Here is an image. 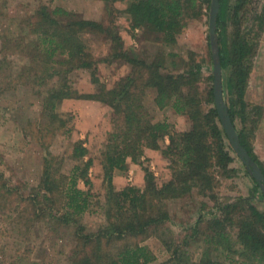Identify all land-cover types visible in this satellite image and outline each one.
Returning <instances> with one entry per match:
<instances>
[{
  "label": "trees",
  "instance_id": "obj_1",
  "mask_svg": "<svg viewBox=\"0 0 264 264\" xmlns=\"http://www.w3.org/2000/svg\"><path fill=\"white\" fill-rule=\"evenodd\" d=\"M209 4L210 0H128L125 12L130 29H141L145 40L160 46L150 59L140 58L133 49L124 46L118 26L112 20L104 24L44 4L36 7L27 19L25 25L35 38L25 47L31 50L28 56L31 65L40 66L30 69L27 66L23 72L39 89L45 87L37 95L42 97L43 111L57 123L58 130L64 129L67 122L56 119V104L64 98L89 97L72 89L68 73L75 68L89 69L91 80L99 83L95 77L98 61L89 52L82 38L84 33L105 36L110 45L109 55L104 59L120 60L129 66V71L110 88L99 84L95 96L111 109L112 129L101 153L103 198L91 190L88 171L92 159L85 158L87 148L77 139L70 146L74 161L70 172L61 171L62 157L45 156L36 189L20 201L34 221L70 230L75 244L71 264H219L213 260V252L223 255L228 264L237 262L232 257L235 253L242 259L239 264H264V208L252 202L254 192L263 198L264 193L256 180L251 176L255 184L252 194L216 204L215 189L222 179L235 175L232 163L238 156L215 106L212 71L204 74L201 61L192 53L188 59L182 58L183 69L172 71L166 67L179 55L174 51L177 35L190 19L200 18L203 9L208 11ZM263 29L264 0H219L216 35L223 70V96L228 95L225 103L240 143L264 173V163L252 147L262 106L251 104L245 96ZM200 84L206 88L201 90ZM148 96L158 109L169 107L185 116L189 127L177 130L166 120H154L146 107ZM71 129L65 131L70 133ZM147 149L159 150L167 159L169 179L158 183L152 172L143 168L142 186L116 187L112 180L114 173L126 171L129 160L139 163ZM1 178L0 172V190L5 185ZM80 179L86 189L77 186ZM9 194L8 189L4 190L0 202L2 198L7 201ZM192 195L208 197L214 202V211L210 210L206 216L201 210L190 226V233L170 248L172 233L165 226L170 219L167 202ZM204 206L201 202L200 209ZM87 212H99L103 216L94 229L82 222ZM203 224L205 228L201 229ZM150 235H155L171 251L165 261L155 263V255L142 242ZM196 238L202 244V252L193 261L186 247Z\"/></svg>",
  "mask_w": 264,
  "mask_h": 264
},
{
  "label": "rangeland",
  "instance_id": "obj_2",
  "mask_svg": "<svg viewBox=\"0 0 264 264\" xmlns=\"http://www.w3.org/2000/svg\"><path fill=\"white\" fill-rule=\"evenodd\" d=\"M127 3L128 0H0V172L1 181L5 183L0 194L6 189L10 192L8 200L1 197L0 202V264H71L75 244L70 230L65 227L57 228L56 224L45 221H34V218H29V213L25 212V204L20 201L36 189L45 156L62 157L61 171L65 174L70 172L74 165L70 157V146L77 139L82 140L87 148L85 158L92 159L88 171L92 183L91 190L99 195L100 199L103 198L101 153L105 149L108 132L112 129L111 109L95 96L99 92V84L110 88L129 71V66L120 60L104 59L109 55L110 45L105 36L84 33L82 38L89 52L98 61L95 77L99 83L91 80L89 69L75 68L68 73V83L72 89L79 95L89 97L64 98L56 104V119H64L67 122L64 129L58 130L57 123H53L44 113L42 97L37 95V92H44L45 87L39 89L30 76L23 72L27 66H30L29 69L40 66L31 65L28 57L31 50L25 45L35 37L28 32L26 21L41 4L50 9L62 7L74 12L76 17L104 24L112 20L111 23L118 26L124 46L133 49L136 56L150 59L160 46L145 40L141 29H130V21L125 12ZM208 11L203 9L200 18L190 19L186 28L177 35L174 51L179 55L172 59L173 63L170 61L166 64L168 70L183 69L182 58L188 59L192 53L201 61L204 74L207 75L210 69L212 71ZM200 88H206L205 84H200ZM246 91V100L251 104L264 103V29L252 59ZM227 96L224 95V99H227ZM145 103L154 120H166L177 130L189 127L185 116L176 114L169 107L158 109L150 96L146 98ZM261 106V118L264 120V104ZM246 111H250V108H246ZM236 124L241 126L238 120ZM69 127L72 128L70 133L65 131ZM251 138L249 135L250 141ZM128 163L133 164L134 169L130 172H127L128 169L123 172L116 171L112 179L116 187L142 186L143 168H148L158 183L170 177L168 161L159 150L147 149L139 163L130 160ZM232 165L236 168V173L232 178L222 179L216 187V204H222L228 198L252 194L255 184L251 176L245 173L244 165L237 157ZM77 186L87 188L81 179L78 180ZM254 195L252 202L258 208H264V198L257 192H254ZM201 202L205 203L202 209ZM213 204L208 197L197 195L167 202L170 219L165 226L172 233L173 244L170 248L175 243H181L182 238L190 233V226L201 210L206 216L210 214H207L210 210L214 211ZM102 221L103 216L99 212H87L82 217V222L93 229ZM200 228L204 229V224L200 225ZM142 242L155 255V263L165 261L171 253L155 235H150ZM186 248L192 253L191 259L197 261L202 252V244L198 238L191 240ZM232 257L237 261L235 264L242 260L238 253ZM212 258L219 264L229 263L228 259L218 252H213Z\"/></svg>",
  "mask_w": 264,
  "mask_h": 264
},
{
  "label": "water",
  "instance_id": "obj_3",
  "mask_svg": "<svg viewBox=\"0 0 264 264\" xmlns=\"http://www.w3.org/2000/svg\"><path fill=\"white\" fill-rule=\"evenodd\" d=\"M218 10L219 0H210L208 11V37L210 49L212 52V88L215 106L220 117L221 125L228 136L232 148L234 149L239 160L244 165L249 175L256 180L260 191L264 193V173L257 162L251 158L245 146L240 143L237 130L229 117L227 106L223 96V73L219 58V49L216 35V18Z\"/></svg>",
  "mask_w": 264,
  "mask_h": 264
},
{
  "label": "crops",
  "instance_id": "obj_4",
  "mask_svg": "<svg viewBox=\"0 0 264 264\" xmlns=\"http://www.w3.org/2000/svg\"><path fill=\"white\" fill-rule=\"evenodd\" d=\"M246 94H247V91H246ZM259 103H261L259 105L264 104L263 102H259ZM252 147L258 159L264 163V120L263 118H260V121L254 131V135L252 138ZM127 169H128L127 172L132 171L134 169L133 164L128 163Z\"/></svg>",
  "mask_w": 264,
  "mask_h": 264
}]
</instances>
